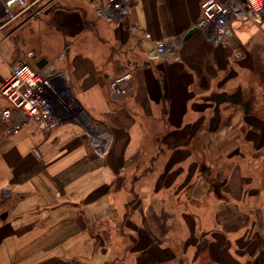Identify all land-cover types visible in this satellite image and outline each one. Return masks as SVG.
I'll return each instance as SVG.
<instances>
[{
  "label": "crops",
  "instance_id": "obj_1",
  "mask_svg": "<svg viewBox=\"0 0 264 264\" xmlns=\"http://www.w3.org/2000/svg\"><path fill=\"white\" fill-rule=\"evenodd\" d=\"M105 1L44 0L39 16L27 13L0 26V85L16 62L51 64L66 72L65 95L79 107L52 129L27 119L8 133L9 123L0 121V264L172 263L177 251L168 233L183 230L177 215L185 218L189 247H199L193 263L264 264V219L258 218L264 191L252 175L263 160L255 168L234 161L213 208L193 206L194 217H216L217 236L209 229L195 236L189 207L177 209L186 194L173 191L192 178L183 173L193 138L206 135L205 112L214 107L200 104L213 101L205 100L209 95L239 94L238 101L219 104L238 109L223 117L219 107L214 129L225 123L220 134L233 128L250 156L264 154V117L252 109L256 91L247 90L242 76L264 71V51L256 47L264 33L235 25L238 39L250 44L244 50L250 61H233L200 27L184 37L198 26L204 0H135L118 22L99 15ZM166 39L173 41L169 54L149 59L147 51ZM126 70L133 90L111 101L108 77ZM90 121L110 133L104 158L82 127ZM242 152L248 151L235 146V155Z\"/></svg>",
  "mask_w": 264,
  "mask_h": 264
},
{
  "label": "built area",
  "instance_id": "obj_2",
  "mask_svg": "<svg viewBox=\"0 0 264 264\" xmlns=\"http://www.w3.org/2000/svg\"><path fill=\"white\" fill-rule=\"evenodd\" d=\"M134 1L106 0L97 11L107 21L118 22ZM43 2L44 0H0V26L27 13L30 17L39 16L44 10ZM262 16L264 0H204L201 3L198 27L212 44L231 45V57L237 58L241 51L236 48L238 37L235 25H260ZM145 35L150 36L148 33ZM170 41L173 42L167 39L156 41L147 51V57H166L169 54L167 46ZM25 56L33 58L34 54L27 51ZM66 81V72L57 70L51 64L36 68L27 61L14 63L11 74L0 85V94L7 102V106L0 107V121L9 123L5 131L17 132L27 119H31L41 128L52 129L65 116L76 115L79 111L69 106L65 95ZM107 88L111 101L120 100L133 90L131 72L126 70L110 75ZM82 127L95 154L104 158L112 145L109 131L91 121L83 123Z\"/></svg>",
  "mask_w": 264,
  "mask_h": 264
},
{
  "label": "rangeland",
  "instance_id": "obj_3",
  "mask_svg": "<svg viewBox=\"0 0 264 264\" xmlns=\"http://www.w3.org/2000/svg\"><path fill=\"white\" fill-rule=\"evenodd\" d=\"M261 20L262 21L260 25L255 26L260 28L259 31L264 33V16H262ZM258 42L259 43H257L256 46L258 51H264V40L263 42ZM216 45L224 46L229 52V56L233 61H237L240 59H242V61H245L247 56H244V50L247 49L250 44L246 43L245 41H241L240 38L238 39L236 48L240 49L241 55L237 58H234L233 56L231 57V45L222 43H218ZM248 61H250V59L247 57L246 62L248 63ZM242 76L243 79L247 80V90L253 88L254 91H256V93H254L255 95H257V99H253L251 104L252 109L254 108V111H256L260 117H264V71L257 73L254 72L252 74H250V72H247V74L243 73ZM0 99H3L1 95ZM1 100L0 104L3 103V101ZM209 103H201L200 106L205 108L207 105H213V107H215L216 105L214 101H211ZM69 106L73 107L74 110L78 109L79 111V107H77L74 101H69ZM221 106H223L226 110L225 112H222L223 117H226L228 114L232 115L233 112H236V110L238 109L233 103H223L219 105V107ZM205 113L206 119L203 122L202 129L204 130V134L206 135L202 136L201 134H199L198 136L193 138V141L191 143L192 145L190 147L192 157L189 159V168L183 173V175H186L187 177L188 175L191 176L193 174L192 178H190L189 183H180V181L182 180L181 179L173 188V191L177 190L178 193L181 192L183 195L186 194V196L182 197L181 200H178L179 204L177 205V209L180 211L189 207V216H187V219L188 221L190 220L195 223V236H197V238L200 236V233L202 231H205L207 229L213 230L212 233L216 236L218 234L219 227L217 226L218 224L216 223L215 216H213L211 213L210 215L209 212H206L201 217H194L192 215V212L195 210L194 207L200 204H204V206L208 205L209 208H213V205L217 203V200H215L216 197L218 198L223 196L224 192H226V187H224L223 181L225 177H229L233 174L235 163L234 161L238 162V160H240L239 162L245 164L246 166L253 165L252 168H255V166H259V163L257 162L258 160L264 161V154L262 155L259 151L253 152L254 156L257 155L256 159H253V157L251 158V156L253 155L250 156L251 153L249 152V146L244 147V139L240 138L239 135H235L233 128L227 129L228 124H226L227 128L225 135L219 133V128L221 126L223 127L225 123L224 125H217L213 131H209L208 124L210 123L211 117L214 115V108L213 110L210 108ZM68 116L69 115L65 116V119L70 118V116ZM101 127L103 128V126ZM235 146L248 152H242L244 154L243 156H240V153H237L235 155ZM263 161H261V165H264ZM177 170L179 171V168H174L172 171L175 172ZM246 172L248 173L249 170H247ZM252 175H256L258 182H261L257 186V191H264V167L256 168V172L252 171ZM163 187L164 185L161 188L162 190ZM138 188V185H136L135 189L138 190ZM247 190H249V186H247ZM207 192L210 193L209 196H206ZM258 202L259 204L264 203V200H260ZM176 218L179 229L182 228L183 230L168 233L170 235L169 238L172 240L173 247L176 248L177 257L175 259V262L167 264H197L196 262L193 263L196 245L189 247V245L187 244L189 243V232H186V230L184 229L185 227H183L184 225H186L185 218H182L180 215H177ZM258 218H261V220L264 219L263 216ZM196 242L198 243V240ZM130 248L133 249V247ZM184 248H187L185 252H183Z\"/></svg>",
  "mask_w": 264,
  "mask_h": 264
},
{
  "label": "water",
  "instance_id": "obj_4",
  "mask_svg": "<svg viewBox=\"0 0 264 264\" xmlns=\"http://www.w3.org/2000/svg\"><path fill=\"white\" fill-rule=\"evenodd\" d=\"M199 27L198 26H194L192 28H190L184 35V37H188L189 35H191V33H193L195 30H197ZM44 62V59H41L40 61H38L37 65L41 66V64ZM238 97H239V94H236L234 97H227L225 94L223 93H219V94H212V95H209L207 97H205V100H213L216 105L214 107V115L211 117L210 119V123H209V129L212 130L214 129L215 125H216V122L218 120V112H219V104L223 101H232V102H236L238 101ZM2 216H4V213L2 214ZM199 250V247L198 249L196 250L194 256L197 255V252Z\"/></svg>",
  "mask_w": 264,
  "mask_h": 264
}]
</instances>
